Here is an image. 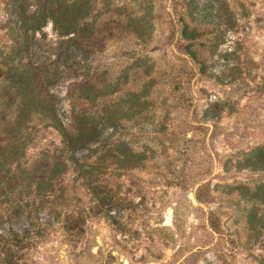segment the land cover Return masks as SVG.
<instances>
[{
  "label": "rangeland",
  "instance_id": "obj_1",
  "mask_svg": "<svg viewBox=\"0 0 264 264\" xmlns=\"http://www.w3.org/2000/svg\"><path fill=\"white\" fill-rule=\"evenodd\" d=\"M6 2L0 0V77L10 44L2 28ZM184 2L93 0L95 36L86 72L97 84L120 82L121 92L99 103L124 92L145 94L137 97L146 100L142 107L134 100L130 108L127 94L118 127L107 130L139 154V165L119 169L106 160L96 193L66 173L58 198L40 209L47 225H34L22 242H10L8 264H264V219L261 227L250 225L253 201L241 195L264 176L235 168L264 144V0H211L235 24L215 48L208 33L192 41L197 59L180 35ZM43 32L33 44L38 57L51 54L59 40L50 22ZM224 51L233 53L227 66L234 70H222ZM202 61L206 70H200ZM67 84L58 89L64 123L72 114ZM74 108L92 110L81 101ZM8 119L10 101L0 95V122ZM34 124L29 161L45 159L60 141L55 129ZM255 205V216L264 218V205Z\"/></svg>",
  "mask_w": 264,
  "mask_h": 264
},
{
  "label": "trees",
  "instance_id": "obj_2",
  "mask_svg": "<svg viewBox=\"0 0 264 264\" xmlns=\"http://www.w3.org/2000/svg\"><path fill=\"white\" fill-rule=\"evenodd\" d=\"M185 18H181V38L187 42L184 50L193 58L192 41L202 34H211L208 45L215 48L225 30L235 22L229 11L222 14L213 9L211 0H185ZM93 0H7L6 18L2 28L10 38L2 56L3 76L0 95L10 101V119L0 122V262H10V242L20 243L34 225L43 224L40 209L43 203L52 204L57 198V186L66 173L84 179L92 185L94 193L100 186V177L106 160L117 168L139 164V154L128 149L125 141L113 138L118 127L119 113L124 99L129 97L128 108L144 93L124 92L113 101L99 100L121 92L117 79L95 83L87 74L91 68L89 43L95 36L91 20ZM244 16V14H241ZM140 16H134L133 19ZM52 24L59 40L51 54L34 55L36 34L44 37L43 28ZM212 25V30L209 29ZM222 25V28L220 26ZM205 27V28H204ZM232 52L219 53L224 67ZM200 70H206V63ZM2 70V68H0ZM77 70H84L77 72ZM67 82L66 98L70 100L71 116L66 123L60 117L59 86ZM133 99V100H132ZM77 100V101H76ZM84 102L91 111L76 110L75 102ZM146 100H138L143 106ZM57 131L60 141L45 159L29 161L26 150L34 138L35 124ZM111 129L112 132L107 133ZM44 161V163H38ZM91 160V161H90ZM236 169L260 171L264 176V144L243 155L235 164ZM241 195L253 206L247 212L250 225L261 227L264 218L255 216V204L264 205V178L252 188L243 187ZM27 223V225H25ZM259 223V224H258ZM19 230L22 232L19 233Z\"/></svg>",
  "mask_w": 264,
  "mask_h": 264
}]
</instances>
